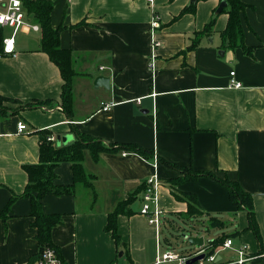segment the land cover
Instances as JSON below:
<instances>
[{
  "label": "crops",
  "instance_id": "crops-1",
  "mask_svg": "<svg viewBox=\"0 0 264 264\" xmlns=\"http://www.w3.org/2000/svg\"><path fill=\"white\" fill-rule=\"evenodd\" d=\"M49 1L50 23L72 55L70 107L68 113L62 107L63 80L40 50L41 32H18L24 40L15 35L13 54L3 52L2 41L0 96L7 99L0 114V210L24 190V166L39 162V131L63 146L76 140L74 130L110 150L96 159L85 150L81 164L92 176L90 186L74 183L71 162H59L55 183L72 184L73 192L41 199L44 213L62 214L51 239L63 264H151L158 240L170 242L161 237L163 227L174 224L168 213L189 218L179 192L194 195L201 211L192 217L205 228L194 226L190 235L204 243L214 239L199 232L216 228L209 226L216 217L223 223L218 228L232 225L234 246L244 245L252 257L245 264H264V0H241L249 53L221 46L228 21L227 3L218 12L221 0ZM155 16L159 27L153 29ZM0 27L3 40L12 35ZM231 71L239 88L229 85ZM99 76L108 78L107 87L94 85ZM19 121L26 124L21 132ZM121 145L147 149V156ZM171 165L236 181L252 196L259 239L221 183L200 176L171 186L183 176ZM153 175L164 212L158 229L139 212L144 183ZM133 193L131 213L117 216V246L105 230L107 216ZM29 211V198L18 197L0 217V264H33L38 244ZM219 256L222 263L236 258L230 249Z\"/></svg>",
  "mask_w": 264,
  "mask_h": 264
},
{
  "label": "trees",
  "instance_id": "trees-1",
  "mask_svg": "<svg viewBox=\"0 0 264 264\" xmlns=\"http://www.w3.org/2000/svg\"><path fill=\"white\" fill-rule=\"evenodd\" d=\"M225 1L228 6V21L225 29L221 32V46L223 48L242 47L245 51H247V53H249L250 49L243 44V30L240 21V13L244 8V4L241 0ZM22 4L26 15L33 22L37 23L41 29L40 50L45 52L51 62L59 68L61 78L63 80L61 91L62 107L68 113L71 102V79L75 75V71L72 67L71 52L69 49H64L60 46V28H54L50 23L52 3L49 0H23ZM188 9L189 8L186 10ZM206 28L208 29L209 27L206 26ZM207 29H204L205 33L208 31ZM2 41L3 32L0 27V53L2 51ZM192 46H194V44ZM4 99L7 98L0 96V114L5 111L2 106ZM39 132L41 138V143L39 145V162L24 166L25 172L27 173V183L24 190L19 195H12L5 207L0 210V217L5 219L8 215L9 206L15 198H29L30 211L28 215L32 218L31 226L36 230L34 237L38 244V252L33 257L32 261L35 260L42 248H55L51 239V231L53 227L63 221L62 214L44 213L41 209V199L47 194L63 195L71 194L73 192L72 184L55 183V167L57 164L62 161L71 162L74 183L79 182L85 186H90L92 176L85 173L81 164L85 150H89L92 157L95 159L100 152L110 150L109 146L106 147L97 140L88 139L83 134L77 133L74 130L73 132L77 137L76 140L71 144L63 146H56L53 142L47 140L46 136H48L49 132L46 129L40 130ZM120 148H125L129 151L140 153L142 155H146L148 152L147 149L135 145H121ZM171 167L176 168L183 174L182 177L173 180L171 182V186H175L183 181L194 180L200 176L213 178L221 183L227 189L231 202L237 208L246 210L248 218L247 228L251 229L257 239H259L258 228L253 211L252 196L248 192L244 191L236 181L229 179L226 175L219 177L212 172H194L191 171V169L175 165H171ZM179 193H177L176 196L179 199H185L187 201L186 213L188 217L201 214V211L198 209L196 204L194 195L188 192ZM135 196V193L129 195L126 200L119 203L111 212L108 213L105 230L111 233V236L117 246L122 244L117 233V216L119 214L128 215L131 213L128 205L135 200ZM210 220L212 221L209 226H223L222 221L216 217H211ZM229 236H233V234H226L222 232L221 235L215 237L214 239L207 240L206 246H216Z\"/></svg>",
  "mask_w": 264,
  "mask_h": 264
},
{
  "label": "built area",
  "instance_id": "built-area-1",
  "mask_svg": "<svg viewBox=\"0 0 264 264\" xmlns=\"http://www.w3.org/2000/svg\"><path fill=\"white\" fill-rule=\"evenodd\" d=\"M147 1L151 4L153 0ZM22 3L23 0H0V26H7L12 30V35L3 40V52L6 54L14 53L15 35L20 30L26 29L33 33L41 32L38 24L27 20ZM151 27L153 29L159 27V20L156 16L151 20ZM153 44L156 46L158 43L155 41ZM229 74V85L234 88H239L241 83L235 80L234 71H231ZM109 106L110 104H104L101 108L107 110ZM17 128L21 132L26 129V124L19 121ZM47 139L52 140V137H48ZM159 187L160 181L157 175H153L145 181L139 208V212L146 216L148 224L157 229L163 223L164 214L163 210L157 205ZM165 244L166 246H162V243L158 240L157 255L151 264H188L195 257L198 258L190 264H245L252 259L251 256L247 255L245 246L239 245L235 247L230 237H226L216 246H206V242H203L202 245H196L195 248L185 252L176 251L171 241H167ZM227 249L234 251L236 258L231 262L222 263L219 255ZM33 264H63V261L55 248L44 247L39 251Z\"/></svg>",
  "mask_w": 264,
  "mask_h": 264
},
{
  "label": "rangeland",
  "instance_id": "rangeland-1",
  "mask_svg": "<svg viewBox=\"0 0 264 264\" xmlns=\"http://www.w3.org/2000/svg\"><path fill=\"white\" fill-rule=\"evenodd\" d=\"M23 31V30H20ZM24 40L22 34L18 33V38ZM168 217L174 220V224L169 225L168 227H163V232L161 233V237L166 236L170 239L172 246L179 252L189 251L192 248H195L196 245L190 244L186 239L183 238V235L196 234L193 231L194 226L199 230L204 229L202 223L193 217H189L186 219H179L177 215H171L168 213ZM232 225L225 226L223 228H212L208 232H199L200 234H204L205 239L214 238L218 234L222 232L230 233L233 230Z\"/></svg>",
  "mask_w": 264,
  "mask_h": 264
},
{
  "label": "water",
  "instance_id": "water-1",
  "mask_svg": "<svg viewBox=\"0 0 264 264\" xmlns=\"http://www.w3.org/2000/svg\"><path fill=\"white\" fill-rule=\"evenodd\" d=\"M226 3L227 2L225 0H221L220 5L218 7V12L221 11V9L226 5ZM94 85L107 87L108 86V78H106L104 76H99V77H97L94 80ZM183 238L186 239L192 245L199 246V245H202V243H203V237H201V236H196V235H183ZM197 258L198 257H195V258L191 259V261H189L188 264H190L191 262H193Z\"/></svg>",
  "mask_w": 264,
  "mask_h": 264
}]
</instances>
